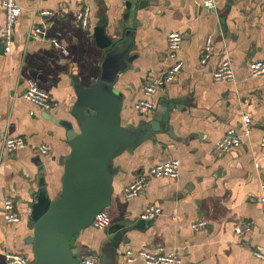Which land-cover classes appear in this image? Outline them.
Instances as JSON below:
<instances>
[{"label":"crops","instance_id":"0c3cea01","mask_svg":"<svg viewBox=\"0 0 264 264\" xmlns=\"http://www.w3.org/2000/svg\"><path fill=\"white\" fill-rule=\"evenodd\" d=\"M126 1L16 0L22 13L13 27L10 52L4 53L0 44V264H5L6 253L32 256L26 240L32 235L30 207L40 175L34 160L42 163L46 194L55 200L63 171L58 161L69 153L66 132L58 122L71 121L72 77L84 87L97 78L104 52L96 44L94 29L105 19V34L110 36L122 21ZM146 2L140 10L136 0L132 4L126 27L133 34L129 56L135 59L114 83L122 99V124H138L160 100H178L180 109L170 113L167 126L172 136L166 126L112 161L117 172L111 179V204L106 210L110 226L136 225L149 205L161 210L143 227L129 228L127 241L119 244L112 257L114 264H126V250L157 247L178 253L180 264H264V258L254 254L258 249L264 254V214L259 201L264 148L257 144L264 136V77L251 78L247 69L249 62H264V0H215L212 10L205 9L202 0ZM83 8L89 9L88 24L80 28L74 19ZM3 21L0 8V28ZM36 27L43 32V40L27 38ZM171 32H179L182 38L181 72L171 84L157 89L151 98L154 109L139 114L134 104L142 98L144 84L170 64L166 38ZM208 36L213 55L201 66L198 54ZM226 58L233 68V83L212 79ZM30 81L49 94V110L23 98ZM243 115L251 121L247 136L243 135ZM228 131L239 138V148L213 157L211 147ZM5 137L47 145L49 154L40 156L30 148L8 154L2 148ZM166 159L180 160L178 178H153L135 199L122 201L127 183ZM6 199L12 200L19 216V222L8 226L1 213ZM198 221H204L205 227L192 230ZM243 224H250V231L237 235L236 226ZM110 238L108 229L90 227L77 235L75 248L80 256L98 254L103 264L101 251Z\"/></svg>","mask_w":264,"mask_h":264},{"label":"water","instance_id":"95a60500","mask_svg":"<svg viewBox=\"0 0 264 264\" xmlns=\"http://www.w3.org/2000/svg\"><path fill=\"white\" fill-rule=\"evenodd\" d=\"M136 1L137 10L149 4L146 0ZM133 2L126 1L122 21L110 36L105 34V19L94 29L96 44L104 52L97 78L84 87L72 77L75 101L68 109L71 121L58 122L66 132L69 153L58 161L63 171L60 194L55 200H49L46 194L42 163L34 160L40 175L38 192L30 207L32 235L26 243L31 247L35 264H80L76 237L90 228L95 216L111 204V179L117 172L112 161L164 131L171 111L180 109L178 100H160L154 111L138 124H122V99L114 83L135 59L129 56L133 34L126 27ZM166 130L172 136L169 126ZM149 222L139 220L136 225L110 226L111 238L101 251L103 264H114L112 257L119 244L127 241L125 234L129 228L139 229Z\"/></svg>","mask_w":264,"mask_h":264},{"label":"built area","instance_id":"2783aa9c","mask_svg":"<svg viewBox=\"0 0 264 264\" xmlns=\"http://www.w3.org/2000/svg\"><path fill=\"white\" fill-rule=\"evenodd\" d=\"M202 5L207 10L214 9L215 0H202ZM0 8L4 15L3 25L0 28V44L4 53L10 52L12 43V32L16 20L22 13L21 7L17 4L16 0H0ZM46 12H40V15H46ZM89 9L83 8L80 13L75 16L74 24L77 27L85 28L88 24ZM43 32L39 27H36L27 35V38L41 39ZM182 38L179 32H171L167 35V58L170 62L169 66L160 76L146 82L142 90V98L134 104V109L139 114L149 113L154 109V104L151 100L152 96L156 93L157 89L171 84L177 75L181 72L182 62L179 59V50ZM55 45L54 41H46ZM213 55V46L211 37H207L205 44L200 49L198 58L199 65L204 66ZM249 76L251 78L264 77V62L253 61L247 64ZM214 81H224L233 83L235 81L234 72L230 61L226 58L215 68L212 73ZM23 98L28 102L42 108L49 110L51 107V100L49 94L40 89L35 82L30 81L28 89L26 90ZM32 115V113H31ZM242 124L244 126L243 135L247 136L250 130V118L248 115H243ZM257 144L264 148V136L257 142ZM240 146L238 137H235L232 131H228L211 147L210 153L215 158H220L232 149H237ZM3 150L10 154L19 150L30 148L39 153L40 156H47L50 147L47 145H30L27 140L21 137H5L2 140ZM180 160L166 159L158 162L149 167L144 172L137 175L132 181L123 187L122 201L127 203L135 199L141 192H144L149 186V182L153 178H169L176 179L179 176ZM260 208L264 214V185L260 186ZM160 208L156 205H149L144 208L139 216V220L152 221L160 215ZM2 218L6 226L19 222V216L14 211L12 200L6 199L3 203ZM111 221L109 214L106 210L98 213L91 227L96 230H106L110 227ZM206 223L198 221L191 225L194 231L204 228ZM250 224H243L236 226L235 232L237 235L245 234L250 231ZM264 237V231L262 233ZM257 257L264 258L261 250L254 252ZM5 264H35L33 257H28L21 254H4ZM124 259L126 264H132L136 260H141L144 264H180V257L176 252H166L163 247H157L153 251L126 250L124 252ZM80 264H99L100 259L96 253H88L80 256Z\"/></svg>","mask_w":264,"mask_h":264}]
</instances>
